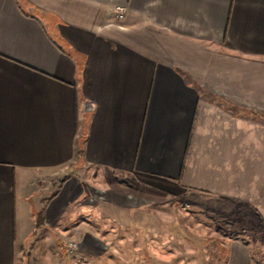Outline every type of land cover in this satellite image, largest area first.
<instances>
[{"label": "crops", "instance_id": "1", "mask_svg": "<svg viewBox=\"0 0 264 264\" xmlns=\"http://www.w3.org/2000/svg\"><path fill=\"white\" fill-rule=\"evenodd\" d=\"M191 195L250 224L150 218ZM263 254L264 0H0V264Z\"/></svg>", "mask_w": 264, "mask_h": 264}, {"label": "rangeland", "instance_id": "2", "mask_svg": "<svg viewBox=\"0 0 264 264\" xmlns=\"http://www.w3.org/2000/svg\"><path fill=\"white\" fill-rule=\"evenodd\" d=\"M156 202V201H155ZM150 204V206H155L156 210H160L161 207L164 210L161 212H150V218L155 221L163 220L166 223V228L164 231L168 235H174V226L169 225V222L176 223L175 230L178 234L185 236L198 234L203 236L209 230L203 225L190 226L195 223L194 219L200 221H205L206 218L212 217L214 219L222 218L229 223L231 226L237 228L239 225L250 224V214H248L247 209H242L237 206L236 203L232 201H226L220 198H210L205 195H191V196H181L180 199L172 201H163ZM162 231V230H161ZM154 232V231H153ZM264 256V254L262 255Z\"/></svg>", "mask_w": 264, "mask_h": 264}, {"label": "built area", "instance_id": "3", "mask_svg": "<svg viewBox=\"0 0 264 264\" xmlns=\"http://www.w3.org/2000/svg\"><path fill=\"white\" fill-rule=\"evenodd\" d=\"M114 10H115V14L118 18L124 17V8L122 6H119V5L115 6ZM75 247H76L75 242L69 241L67 243V250H69V252L74 251Z\"/></svg>", "mask_w": 264, "mask_h": 264}]
</instances>
